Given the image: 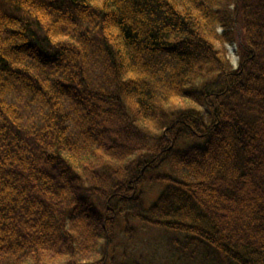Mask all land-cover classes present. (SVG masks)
I'll use <instances>...</instances> for the list:
<instances>
[{
    "label": "trees",
    "instance_id": "obj_1",
    "mask_svg": "<svg viewBox=\"0 0 264 264\" xmlns=\"http://www.w3.org/2000/svg\"><path fill=\"white\" fill-rule=\"evenodd\" d=\"M134 225L264 264V0H0V264H118Z\"/></svg>",
    "mask_w": 264,
    "mask_h": 264
},
{
    "label": "rangeland",
    "instance_id": "obj_2",
    "mask_svg": "<svg viewBox=\"0 0 264 264\" xmlns=\"http://www.w3.org/2000/svg\"><path fill=\"white\" fill-rule=\"evenodd\" d=\"M232 53L233 50H232ZM237 61V60H235ZM183 105V104H182ZM161 173L170 174L166 169H162ZM164 185L160 183L147 184L144 189L147 190V194L144 198L145 206L149 208L157 199V196L161 194ZM136 226L139 229V234L131 241L123 242L124 234L118 232L119 241L115 242L117 246L116 250V263L118 264H132L134 261H144L147 264H161L163 262L168 264H190L178 253L174 252V248L168 241V236L164 234L162 230L159 229H143L140 226ZM121 232V231H120ZM172 234V233H170ZM175 235V234H174ZM163 242V244L156 243ZM157 247H156V246ZM125 253V258L122 257ZM130 259L129 262L125 261Z\"/></svg>",
    "mask_w": 264,
    "mask_h": 264
}]
</instances>
